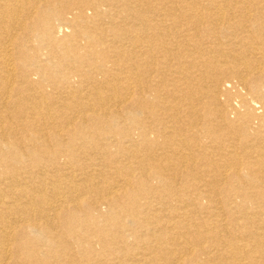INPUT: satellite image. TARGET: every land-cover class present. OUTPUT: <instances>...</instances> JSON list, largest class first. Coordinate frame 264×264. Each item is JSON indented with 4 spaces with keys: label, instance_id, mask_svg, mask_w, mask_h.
<instances>
[{
    "label": "bare ground",
    "instance_id": "6f19581e",
    "mask_svg": "<svg viewBox=\"0 0 264 264\" xmlns=\"http://www.w3.org/2000/svg\"><path fill=\"white\" fill-rule=\"evenodd\" d=\"M0 264H264V0H0Z\"/></svg>",
    "mask_w": 264,
    "mask_h": 264
},
{
    "label": "rangeland",
    "instance_id": "374dc122",
    "mask_svg": "<svg viewBox=\"0 0 264 264\" xmlns=\"http://www.w3.org/2000/svg\"><path fill=\"white\" fill-rule=\"evenodd\" d=\"M246 89L245 88H242V89H240V91H241V95H244L245 94V91ZM240 95L238 96V91H237V89H235V88H232V100H231V104H232V106H235V107H237V108H239V109H241V108H243L242 107V105H241V99H240ZM238 104V106H237V104ZM258 103H260V102H258ZM258 103H257V101H256V104L258 105ZM254 105V108L256 109V110H259L260 109V107H259V105L257 106V105ZM259 107V108H258ZM233 114L234 113H232V112H230V115H232L233 116Z\"/></svg>",
    "mask_w": 264,
    "mask_h": 264
}]
</instances>
